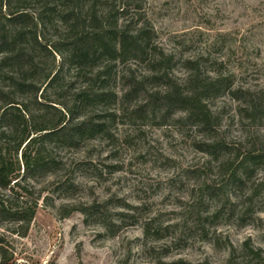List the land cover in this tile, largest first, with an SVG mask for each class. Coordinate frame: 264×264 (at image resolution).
I'll use <instances>...</instances> for the list:
<instances>
[{
	"label": "rangeland",
	"instance_id": "rangeland-1",
	"mask_svg": "<svg viewBox=\"0 0 264 264\" xmlns=\"http://www.w3.org/2000/svg\"><path fill=\"white\" fill-rule=\"evenodd\" d=\"M134 2L139 22L154 34V45L173 58V82L183 83V62L191 59L198 60L202 72L214 70L232 83L233 90H240L235 97L226 93L206 102L218 138L239 149L264 148V120L250 121L240 113L245 90L264 92V0ZM24 4L28 13L40 11L37 0ZM106 4L118 9L120 1ZM48 18L52 25L44 23L36 30L47 44L56 38L54 17ZM129 67L136 76L145 74L144 64ZM116 72L120 77L127 71L118 66ZM123 88L120 79L112 87L115 92ZM111 108L115 115L109 140L96 138L55 150L65 164L63 180L73 181V191H56L42 172L34 173L25 185L30 204L41 190L26 233L11 234L20 232L14 223L0 225L11 264H157L159 259L225 264L230 248L238 257L243 255L247 240L264 256V191L251 203L242 197L264 175L262 169L254 171L243 189H226L236 206L226 205L217 219L203 221L218 200H207L204 189L220 188L222 175L215 162L195 149L202 137L177 120L179 112L164 120L159 114L138 119L118 110V105ZM108 199L117 203L108 207L110 214L130 216L123 222L113 219L120 227L111 231L77 212L59 217L64 206Z\"/></svg>",
	"mask_w": 264,
	"mask_h": 264
},
{
	"label": "trees",
	"instance_id": "trees-1",
	"mask_svg": "<svg viewBox=\"0 0 264 264\" xmlns=\"http://www.w3.org/2000/svg\"><path fill=\"white\" fill-rule=\"evenodd\" d=\"M24 1L0 0V225L14 223L20 232L11 234L26 233L41 190L30 204L31 193L25 185L36 172L47 174L56 191H73V181L63 180L65 164L55 150L76 148L96 138L109 140L113 105L138 119L159 114L164 120L181 113L177 120L202 137L195 149L215 162L222 175L220 188L204 189L207 200H218L202 220L214 221L226 205L236 206L226 189H243L254 171H264V148L239 149L220 140L206 102L226 93L234 96L239 89L233 90L232 83L214 70L202 72L198 60L191 59L183 62V83L173 82L169 77L173 58L154 45V34L139 22L134 0H119L118 9L106 6L107 0H37V14L28 13ZM49 16L55 20L56 38L47 44L36 30L44 23L52 25ZM132 64L146 65L145 74L136 76L129 67ZM118 66L126 68L125 75L117 76ZM117 79L123 82L120 92L112 89ZM243 94L240 113L250 121L264 120V92L245 90ZM261 191L264 175L251 185L249 194H243L244 202L251 203ZM112 203L108 199L64 206L59 217L77 212L96 218L111 231L120 227L113 219L130 218L110 214L108 207L117 205ZM143 233H150L147 226ZM3 243L0 234V264H11ZM230 249L225 264H264L261 250L248 240L242 243L241 257ZM157 264L210 263L159 259Z\"/></svg>",
	"mask_w": 264,
	"mask_h": 264
}]
</instances>
